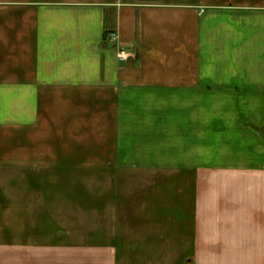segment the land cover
Instances as JSON below:
<instances>
[{
    "label": "crops",
    "instance_id": "obj_1",
    "mask_svg": "<svg viewBox=\"0 0 264 264\" xmlns=\"http://www.w3.org/2000/svg\"><path fill=\"white\" fill-rule=\"evenodd\" d=\"M0 252L264 264V0H0Z\"/></svg>",
    "mask_w": 264,
    "mask_h": 264
},
{
    "label": "built area",
    "instance_id": "obj_2",
    "mask_svg": "<svg viewBox=\"0 0 264 264\" xmlns=\"http://www.w3.org/2000/svg\"><path fill=\"white\" fill-rule=\"evenodd\" d=\"M109 41L111 43H114L116 41V35L115 34H110L109 35ZM125 57H126V51L125 49H119L118 52H117V58L119 61H124L125 60Z\"/></svg>",
    "mask_w": 264,
    "mask_h": 264
},
{
    "label": "rangeland",
    "instance_id": "obj_3",
    "mask_svg": "<svg viewBox=\"0 0 264 264\" xmlns=\"http://www.w3.org/2000/svg\"><path fill=\"white\" fill-rule=\"evenodd\" d=\"M6 258L5 252H0V259L4 260Z\"/></svg>",
    "mask_w": 264,
    "mask_h": 264
}]
</instances>
